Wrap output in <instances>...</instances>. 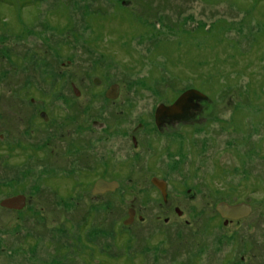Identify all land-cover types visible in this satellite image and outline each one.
<instances>
[{"label": "rangeland", "instance_id": "obj_1", "mask_svg": "<svg viewBox=\"0 0 264 264\" xmlns=\"http://www.w3.org/2000/svg\"><path fill=\"white\" fill-rule=\"evenodd\" d=\"M189 89L215 110L159 135ZM1 135L0 201H29L0 206V264H264V0H0ZM99 177L119 190L92 197ZM221 200L254 211L225 226Z\"/></svg>", "mask_w": 264, "mask_h": 264}, {"label": "flooded vegetation", "instance_id": "obj_2", "mask_svg": "<svg viewBox=\"0 0 264 264\" xmlns=\"http://www.w3.org/2000/svg\"><path fill=\"white\" fill-rule=\"evenodd\" d=\"M101 83H102L101 79H99V78L94 79V84L99 85ZM72 86H73V89H74V94L77 97H79L81 95V91H79V89H77V87L74 84H72ZM114 86H118L119 87L118 95L115 98H109L107 96V93ZM120 93H121V87H120L119 84L115 83L114 85H111V87L106 91V98L108 99V101L115 102L119 98ZM183 93H181V94H183ZM180 95H178L177 98ZM177 98L172 103H159L156 106V108H155L154 116H153V120H154L153 124L155 126L154 129H156V131H158L159 135H161V136L164 135V134H168L171 131V129L173 131V129H176L177 127H182V128L190 127L192 129V128L198 127V125L200 124L199 123V119L196 116H188L186 118L184 115L183 116H167V115H161L160 116L159 114H161V113L158 114L159 108L161 106H163V105L164 106H171V105L174 104V102L177 100ZM31 101L34 103L36 100L33 98V99H31ZM211 104L214 105L213 106V111H214L215 108H216L215 107L216 103H211ZM39 118L43 122L50 121V116H49L48 112L45 111V110H41L40 111ZM95 124L97 126L98 122H95ZM241 124H243L244 127L247 126L244 117H242ZM102 126H103V124H101V127ZM140 127L143 129L144 126L140 125ZM0 139L1 140L4 139L3 135L0 136ZM262 141H263V139L258 142L257 146H259V145L262 146L263 145ZM132 142H133V146L135 148H138L140 146V141H139V139L137 137L136 130H134V133L132 134ZM99 181H106L108 183H116L117 186L115 187V189L113 191L96 192L95 193V187H96V184ZM150 184H151L152 188L155 190L156 194L161 199V203L160 204L163 206V208L166 207V209H167L166 212H170L171 209H174V211L177 213V215L183 216V211L179 207L174 206V201L171 198L172 196H171L170 190H169L170 189V184L168 183V181H166L164 178L159 177L158 175H154L153 178L150 180ZM161 185H163L164 190L161 189V187H160ZM120 186H121V182L119 180H117V179L108 180L105 177H99V178L95 179L93 181V183H92L91 195H92V197L96 198V197L103 196V195H105L107 193H115V192H117L119 190ZM188 194L191 195L192 192L189 191ZM17 197H22L23 199L16 206H9V205H6V204L4 205V203L8 202L11 199L13 200V199H15ZM191 198L193 199L194 196H192ZM28 201H29V198L25 194L18 193V194H14L12 196H9V197L6 196L4 199H2L0 201V206H1V208L6 209V210L15 211V212H21L27 207ZM221 203H226V204H228L230 206H235V205H240V204H248V205L251 206V213L248 216H246L244 218H241V219H238V220L227 219V218L223 217V215L217 209L218 206ZM216 211H217V214L219 215V218L221 219V221H223V225L229 226V225H231L233 223H239V222L249 218L252 215L253 211H254V206H253L252 203H250L248 201L228 202L226 200H221L217 204ZM127 214H128V217L124 220V224L128 225V226H133L138 221H143L145 219V217H143L142 214L140 213V207L138 205H136V201H134L132 203V205L129 206V208L127 210ZM127 221L129 222L128 224H126ZM228 262H230V261H228ZM230 264H231V262H230Z\"/></svg>", "mask_w": 264, "mask_h": 264}, {"label": "water", "instance_id": "obj_3", "mask_svg": "<svg viewBox=\"0 0 264 264\" xmlns=\"http://www.w3.org/2000/svg\"><path fill=\"white\" fill-rule=\"evenodd\" d=\"M119 87H112L107 96L109 98H115L118 95ZM212 103V100L206 95L204 92L198 89H189L181 94L177 100L171 106H161L159 108L158 114L167 115V116H195L199 114L204 105H208ZM158 115V116H159ZM117 186L116 183H108L106 181H99L95 187L96 192H106L113 191ZM162 190H164L163 185L160 186ZM22 197H17L15 199H11L8 202L4 203V205L16 206L22 200ZM218 211L223 215V217L231 220H238L248 216L251 213V206L248 204H240L235 206H230L226 203H221L218 206ZM129 222L127 221L126 224Z\"/></svg>", "mask_w": 264, "mask_h": 264}]
</instances>
